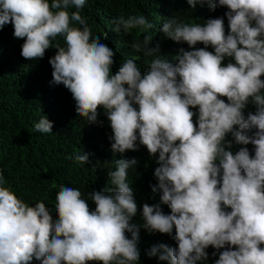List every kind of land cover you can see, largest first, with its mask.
Here are the masks:
<instances>
[{"label":"clouds","instance_id":"clouds-1","mask_svg":"<svg viewBox=\"0 0 264 264\" xmlns=\"http://www.w3.org/2000/svg\"><path fill=\"white\" fill-rule=\"evenodd\" d=\"M187 2L193 9L198 2L227 7L230 30L226 34L223 17L202 24L166 19L164 35L191 50L180 48L172 63L161 58L159 45L150 46L153 36L144 35L132 44L154 57L143 74L139 56L125 58L112 73L115 51L93 35L82 15L86 0H0V30L12 24L14 37L24 40L21 56L27 61L57 50L49 58L50 83L71 92L77 116L89 125H102L103 108L113 153L142 145L152 157L158 154V183L151 189L161 195L158 203L143 204L142 227L168 234L177 247L155 245L150 257L197 264L212 246V255L219 253L215 264H264V0ZM114 23L115 31L126 34L153 27L144 15H120ZM226 58L235 62L224 66ZM249 104L255 112L245 115ZM53 126L44 115L33 130L52 133ZM229 134L235 144L254 145V156L248 147L234 151ZM90 155L81 149L69 159L83 165ZM112 163L111 187L88 194L94 210L79 189L60 185L57 220L44 202L29 206L18 198L0 174V264H136L140 228L132 223L138 205L128 170L138 161Z\"/></svg>","mask_w":264,"mask_h":264},{"label":"trees","instance_id":"trees-1","mask_svg":"<svg viewBox=\"0 0 264 264\" xmlns=\"http://www.w3.org/2000/svg\"><path fill=\"white\" fill-rule=\"evenodd\" d=\"M227 7L212 9L208 3H197L193 9L187 0H86L82 15L93 35H100L101 41L115 51L112 73L118 71L121 63L127 57L139 56L137 63L141 66L142 74L154 57H144L142 53L132 48L135 40H143L144 35H152L151 47L159 45L163 59H173L179 54V49H189L187 43L174 42L161 31L166 19L177 16L186 23H204L209 18H224L226 34L230 30L225 13ZM144 15L153 25L148 32L134 29L126 34L123 29L115 31L114 20L120 16ZM12 24L0 30V174L6 181L5 187L11 190L29 206L37 202H44L51 209L53 220L58 219L55 204L60 185H67L79 189L82 198L87 200L90 209L95 204L88 194L93 191H102L106 186L111 187L108 172L115 170L112 161L116 159H133L138 163L128 170V183L133 188L138 205L137 216L132 223L139 226L140 260L136 264H168L160 261L158 256L150 257L148 252L155 245L166 244L177 247L176 242L168 234L149 233L142 227V206L144 203H158L161 193H153L151 185L158 181L154 170L159 165L157 157H152L145 146L138 151H127L124 154L113 153L109 137L113 134L103 108H99L98 119L101 124L89 125L83 118L77 116L76 102L71 92L61 85H53L52 67L49 58L55 55L56 49L46 50L41 60H25L21 56V46L24 40L15 38ZM61 45L64 41L58 38ZM56 41H53L55 44ZM197 48L205 47L202 43ZM242 47V46H241ZM209 51L214 49L210 46ZM228 62H235L234 58H226ZM264 79V76L261 77ZM227 102L226 97H221ZM138 107V106H137ZM198 112V109H191ZM255 112V106L249 104L247 112ZM53 122L52 133H39L33 130L34 124L42 116ZM194 122L197 117H193ZM249 135L251 132L248 133ZM227 139L233 141V150L248 147L254 156V145L235 144L229 134ZM137 143H139L137 141ZM178 143V142H177ZM83 150L91 154L90 163L80 164L69 159L76 152ZM165 214H170L167 205H162ZM230 211V209H227ZM131 238L130 233H126ZM175 235V228L173 234ZM226 247H228L226 245ZM264 248V244L261 245ZM221 249L220 251H223ZM208 258L197 264H215L219 253L209 246L206 249ZM32 264H39L33 261ZM102 264V262H89Z\"/></svg>","mask_w":264,"mask_h":264}]
</instances>
